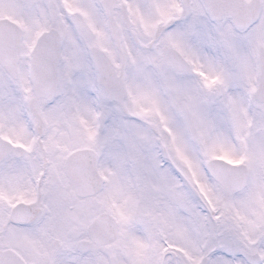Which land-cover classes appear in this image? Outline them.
Masks as SVG:
<instances>
[{
	"label": "snow or ice",
	"instance_id": "6c2138e0",
	"mask_svg": "<svg viewBox=\"0 0 264 264\" xmlns=\"http://www.w3.org/2000/svg\"><path fill=\"white\" fill-rule=\"evenodd\" d=\"M0 264H264V0H0Z\"/></svg>",
	"mask_w": 264,
	"mask_h": 264
}]
</instances>
